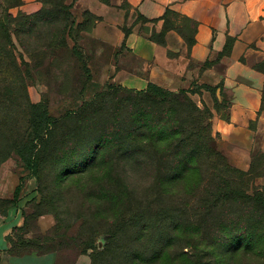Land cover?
<instances>
[{
  "label": "rangeland",
  "instance_id": "rangeland-1",
  "mask_svg": "<svg viewBox=\"0 0 264 264\" xmlns=\"http://www.w3.org/2000/svg\"><path fill=\"white\" fill-rule=\"evenodd\" d=\"M38 1L29 14L21 0H0V17L16 20L23 69L0 80V219L15 210L16 246L54 252L57 264H264V200L214 198L221 178L239 193H264V143L237 157L215 131L213 108L227 112L212 96L213 108L202 95L152 91L164 102L155 104L123 83V69L138 74L139 61L101 27L136 26L129 6ZM20 13L29 15L23 25ZM109 33L117 41L118 28ZM33 103L58 119L36 174L18 150L35 136ZM124 127L147 135V147L121 150Z\"/></svg>",
  "mask_w": 264,
  "mask_h": 264
},
{
  "label": "crops",
  "instance_id": "crops-1",
  "mask_svg": "<svg viewBox=\"0 0 264 264\" xmlns=\"http://www.w3.org/2000/svg\"><path fill=\"white\" fill-rule=\"evenodd\" d=\"M110 5L107 7L121 10L129 6L131 18L134 13L139 18L128 36L118 26V20L117 27L108 21L101 27L108 43L116 47L125 40L126 53L122 55L139 61L136 70L144 75L132 72V65L126 67V86L145 90L154 83L174 92L201 87L193 95H202L213 108L209 98L212 94L206 86L223 83L215 94L220 103L229 101V107L225 109L227 117L213 108L216 133L237 157L247 158L263 145L264 72L257 66L264 61V0H112ZM39 7L38 0H23L20 9L30 14ZM168 10L172 14L166 16ZM174 13L179 15L177 19L172 16ZM121 17L125 19V15ZM185 18L191 20V28L185 25ZM168 19L173 26L166 28ZM115 28L117 41L109 33ZM154 31L161 32L162 39L152 37ZM189 37L193 39L191 45ZM228 38L233 39L230 54L203 67V63L224 50ZM126 62L123 59L122 63ZM13 212L14 209L0 219V264H57L54 252L12 249L7 236L17 224Z\"/></svg>",
  "mask_w": 264,
  "mask_h": 264
},
{
  "label": "trees",
  "instance_id": "trees-1",
  "mask_svg": "<svg viewBox=\"0 0 264 264\" xmlns=\"http://www.w3.org/2000/svg\"><path fill=\"white\" fill-rule=\"evenodd\" d=\"M111 0H108V2H110ZM23 3V0H21V5ZM171 11H167L166 12V16L171 15ZM21 16V13H20ZM173 17H175L176 19L179 17V15L177 13H174L172 15ZM9 17L11 18V21L8 22L5 19H2L0 17V80L6 82H9L12 79L18 78V77H22V71L23 69L21 68L22 65L20 63V61L18 60V55H17V49L16 46L14 44L13 38H12V24L15 20L14 15L9 14ZM22 20L21 22H17L19 25L20 24H25L29 18V15H22ZM140 18L147 20L145 17L140 15ZM171 19V18H170ZM185 25L189 28H191V20L190 19H183ZM166 28L167 27H171L173 26V21L171 20H167L166 22ZM130 33V29L126 30V36H128V34ZM163 35V34H161ZM193 39L189 37V43L190 45L192 44ZM232 44H233V39L232 38H228V41L226 43V46L224 48V50L220 53H218L214 58V59H208L205 63H203V67L206 66H210L212 65L213 62H215V60L220 59L222 56L224 55H228L231 52L232 49ZM258 69H260L262 72L264 71V61L262 63H260L258 66ZM1 85V84H0ZM218 87H222L223 88V83H220L219 85L215 86V87H211V86H206V88L211 92L214 102H215V106L218 108H222L223 106L225 107V109H228L229 107V101H227L226 99H224L223 102H219L217 97H216V90ZM201 87H196L193 88L191 90H179L177 92L174 91H170L168 89L162 88L160 86H158L157 84L151 83L149 84L148 88L143 90V91H137V93L139 95L145 96V95H149V93H152V91L154 92H160V93H167L171 96H177L178 93H184V94H194L195 92H199V89ZM148 91V92H147ZM0 92H3V89L0 88ZM118 91L114 90V95L117 94ZM168 95V96H169ZM152 97V95L150 96ZM153 99L151 100V102L155 103V104H164V102L162 101H157L156 98L152 97ZM262 103H263V107H264V92H263V98H262ZM197 112L202 113L203 111H201V109L199 107L196 108ZM207 111H210L208 108H206L205 112L203 115H205V113ZM30 115H31V123L33 125V130L35 133V136L32 138V140H28V141H24L22 143H20V145L18 146V150L21 156V159L23 160V162L27 165V167H29L31 170L34 171V173H37V169H38V165H39V161L41 159V155L44 153L45 147L47 145V143H49L51 141V139L53 138V133L55 131V127L58 124V119H52V117H50V115L44 111L41 107V105L39 103H33L30 106ZM227 117V115L225 116ZM125 131V136H119V138L117 139V146H119L122 149H129V150H138V149H142V148H146L148 145V137L147 135L143 136L141 134H139V132H137L138 134L135 135L134 133L135 131L131 132V129H129L127 127L123 128ZM35 173V174H36ZM221 181L224 182V184H219L217 185V194L215 195L214 198L219 197L221 195L227 197H242L245 200L249 201V200H259L262 201L264 200V193L262 192H256L255 194H250L249 192H237L235 189H233L232 185H230V182L224 178H221ZM20 188L16 189V192L19 191ZM14 230H17V227L14 228ZM14 232L12 231L10 234H8L7 236V240L9 241V243L12 246L13 250H20V248H18L16 245V240L17 237L19 238L20 235H13ZM21 251V250H20ZM33 251V250H30ZM107 254V252H102V253H97L96 255H99L96 257V260L99 259L100 257H103V255Z\"/></svg>",
  "mask_w": 264,
  "mask_h": 264
}]
</instances>
